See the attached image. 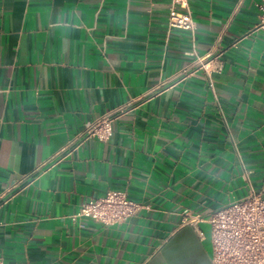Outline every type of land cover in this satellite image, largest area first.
Here are the masks:
<instances>
[{
	"label": "crops",
	"instance_id": "0c3cea01",
	"mask_svg": "<svg viewBox=\"0 0 264 264\" xmlns=\"http://www.w3.org/2000/svg\"><path fill=\"white\" fill-rule=\"evenodd\" d=\"M237 2L190 0L195 52L222 69L178 77L196 55L169 25L172 0H0V258L212 264L210 223L186 215L264 197L261 0L226 26ZM122 106L109 140L64 151ZM111 188L148 207L115 225L73 219Z\"/></svg>",
	"mask_w": 264,
	"mask_h": 264
},
{
	"label": "built area",
	"instance_id": "2783aa9c",
	"mask_svg": "<svg viewBox=\"0 0 264 264\" xmlns=\"http://www.w3.org/2000/svg\"><path fill=\"white\" fill-rule=\"evenodd\" d=\"M172 1L173 6L168 14L169 25L191 34L193 51L196 55L194 62L189 66L190 68L181 70L175 76L187 74L192 68L193 71L204 69L208 74L220 71L222 65L218 59L219 56H212V53L198 55L195 52L197 27L192 15L190 0ZM244 1L238 0L226 26L235 18ZM259 9L261 27H264V0H261ZM220 40L221 35L217 38L216 45ZM215 97L218 100V96L215 95ZM124 107H119L96 119L79 136L71 140L64 151L76 148L90 137H96L104 142L109 140L113 135L112 123L115 113L123 111ZM43 165L45 166V164L38 166L35 172L41 170ZM26 179L27 177L22 181ZM9 191L0 198L7 196ZM147 207L141 202L131 199L127 190L111 188L105 195L91 197L83 203L77 214L73 215V219L85 217L103 225H115L124 222ZM202 220H207L211 225L212 264H264V197L262 192L251 188L246 196L214 210L208 216L187 214L185 217V223L192 225H196ZM0 264L8 263L0 258ZM18 264L31 263L21 262Z\"/></svg>",
	"mask_w": 264,
	"mask_h": 264
}]
</instances>
